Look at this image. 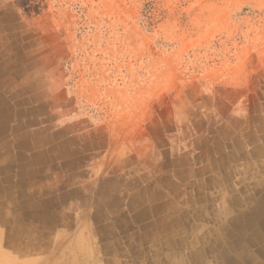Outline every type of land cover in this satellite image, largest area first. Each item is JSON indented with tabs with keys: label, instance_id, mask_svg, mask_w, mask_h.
<instances>
[{
	"label": "rangeland",
	"instance_id": "374dc122",
	"mask_svg": "<svg viewBox=\"0 0 264 264\" xmlns=\"http://www.w3.org/2000/svg\"><path fill=\"white\" fill-rule=\"evenodd\" d=\"M0 77L12 79L5 97L29 108L11 120L16 131L74 148L87 171L80 199L68 181L18 189V264L219 263L208 245L234 230L237 211L219 203L223 191L191 189L190 176L169 168L174 159L198 166L226 118L264 107V0H0ZM129 159L148 162L149 191L161 187L142 217L143 205L123 196L136 201L130 189L142 183L128 180ZM48 196L64 218L54 234L48 215H29V202ZM81 243L89 261L77 255Z\"/></svg>",
	"mask_w": 264,
	"mask_h": 264
},
{
	"label": "crops",
	"instance_id": "0c3cea01",
	"mask_svg": "<svg viewBox=\"0 0 264 264\" xmlns=\"http://www.w3.org/2000/svg\"><path fill=\"white\" fill-rule=\"evenodd\" d=\"M23 71L26 72V78L29 80V69ZM11 80V77H0V190H6L0 191V264H18L19 233L16 229L17 217L21 213L17 205L18 189H23L26 194L29 187L33 186L64 188L68 181L69 184L72 183V190L80 199L82 175L87 172L82 168L83 155L81 152L77 154L74 148L73 151H66L64 143L54 141L49 135L37 138L38 136L29 133H18L17 126L15 128L11 125L13 118L29 116V108L17 109L16 107L19 103H24L26 99L18 101L17 104L5 97L4 92L14 88L11 87ZM22 92H29V82ZM25 95L29 99V94L25 93ZM216 133L218 136L212 140L214 143L205 147L197 156V162L201 161L198 166L194 165L191 159L184 161V166L177 167L176 159H174L169 173L171 176L180 178L184 176L189 178L190 176V183L187 187L191 189H219L221 192L223 191L224 196L219 197L222 199L219 203L224 206H233L237 211L234 213L235 218L233 219L234 230H227L226 234L222 236L218 235L216 243L208 245V253L219 260L218 264H264V107L250 106L244 115L226 118L225 122L217 128ZM155 155L152 158L142 155L140 157L151 160L156 157ZM145 159L143 162L146 164H137V168L134 164L138 161L130 159L121 161L130 167L127 171L128 180L132 179L130 177L139 175L142 182L138 189H130L138 194L136 201L131 200L130 193L123 194L124 197L126 195L129 198L131 203L135 202L139 206L150 204L153 199L162 196L160 183L154 184L152 192L143 183L150 174L146 171L148 162ZM154 162L157 163L156 159ZM67 172L71 173L68 177L66 176ZM170 186H174L172 182ZM112 189L117 190L118 186L112 185ZM54 201L52 197L48 196L38 201L29 202L32 207L29 210V215L39 217L34 215V212H38L43 214L46 219L47 215L49 216L47 219L49 227L46 230H51L52 234H54V230H52L51 224L64 219L60 214L58 216L55 213L52 214L51 209L48 208L50 205L54 206ZM212 201L208 200L207 203H214L216 200ZM200 202L204 203L205 200ZM144 205L139 211L141 217L146 213ZM244 205L251 206L244 209ZM235 230L238 233H234ZM39 235L43 236L44 233L41 232L37 236ZM33 236V233H29L30 252L34 249L32 247L34 241L30 240V237ZM168 236L171 237L167 242V247L170 250L169 257L171 252L172 254L176 252L178 245L174 244L171 232ZM226 237L233 239H229L225 243ZM253 245L257 246L255 252L250 251V247ZM203 250L202 247L193 250L192 257L200 259ZM176 258H169V261L172 262ZM204 262L205 260L200 264H209Z\"/></svg>",
	"mask_w": 264,
	"mask_h": 264
},
{
	"label": "bare ground",
	"instance_id": "6f19581e",
	"mask_svg": "<svg viewBox=\"0 0 264 264\" xmlns=\"http://www.w3.org/2000/svg\"><path fill=\"white\" fill-rule=\"evenodd\" d=\"M0 191H2V189L0 190ZM6 191V190H5ZM8 193V192H7ZM262 206V205H261ZM103 207V205H99L98 206V209H100V208H102ZM254 211V210H253ZM37 214H39V216L41 217H43V214H40V213H37ZM250 214V213H249ZM45 217V216H44ZM43 217V218H44ZM45 219V218H44ZM246 219V218H245ZM248 219H250V218H248ZM257 222V221H256ZM249 226V225H248ZM250 226H253V225H250ZM148 228V227H147ZM146 229V228H145ZM16 231H17V229H16ZM237 231V230H236ZM249 231V230H248ZM15 233V232H14ZM243 233V232H242ZM2 234V233H1ZM248 234V233H247ZM4 235V234H3ZM222 236V235H221ZM227 236V235H226ZM241 237H242V235H241ZM262 237V236H261ZM3 238H4V236H3ZM222 238V237H221ZM254 238V237H253ZM224 239V238H223ZM245 239V238H244ZM9 240V239H8ZM259 242H260V240H259ZM222 243V242H221ZM259 244V243H258ZM245 246V245H244ZM235 247V246H234ZM217 248V247H216ZM215 248V249H216ZM221 248V247H220ZM224 248V247H223ZM242 248V247H241ZM235 249H237V248H235ZM219 252V251H218ZM235 252V251H234ZM90 253H91V250H90V248L88 247V246H85V244L84 243H81L80 244V250L79 249H77V255L79 254V256H80V258L81 259H83V258H85V260H88V257H86V256H89L90 255ZM214 253V252H213ZM216 253V252H215ZM209 254V253H208ZM212 254V253H211ZM176 253L174 252V254H172V252H171V254L169 255V258H176ZM228 255V254H227ZM225 256V255H224ZM234 256V255H233ZM221 257V256H220ZM262 257V256H261ZM246 258V257H245ZM264 258V257H263ZM235 260V259H234ZM238 260V259H237ZM251 260V259H250ZM89 261V260H88ZM228 261V260H227Z\"/></svg>",
	"mask_w": 264,
	"mask_h": 264
}]
</instances>
